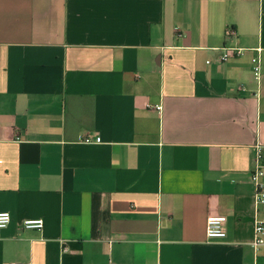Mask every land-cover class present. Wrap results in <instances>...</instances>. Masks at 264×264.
I'll use <instances>...</instances> for the list:
<instances>
[{"label":"crops","instance_id":"crops-1","mask_svg":"<svg viewBox=\"0 0 264 264\" xmlns=\"http://www.w3.org/2000/svg\"><path fill=\"white\" fill-rule=\"evenodd\" d=\"M256 146L264 0H0V264H264Z\"/></svg>","mask_w":264,"mask_h":264},{"label":"built area","instance_id":"built-area-1","mask_svg":"<svg viewBox=\"0 0 264 264\" xmlns=\"http://www.w3.org/2000/svg\"><path fill=\"white\" fill-rule=\"evenodd\" d=\"M241 48H228L221 56L220 62H226L230 58L240 57L244 53ZM259 53V50H257ZM208 65L210 63H207ZM252 73L255 80L259 81L261 76V63L258 54L252 58ZM160 111V106L155 108ZM86 144L99 143V138L94 141L86 138L83 141ZM251 182L255 188L254 201L257 206L264 205V164L262 163L261 147L255 148L254 168L251 172ZM10 223V214L8 212H0V230L4 229ZM226 218L222 215H209L206 220V237L208 240H222L226 237L225 233ZM26 230L41 231L43 229V221L40 219L24 220L21 224ZM253 241L251 246L254 250L264 248V212L261 215L256 214L254 218ZM16 264V263H13Z\"/></svg>","mask_w":264,"mask_h":264}]
</instances>
